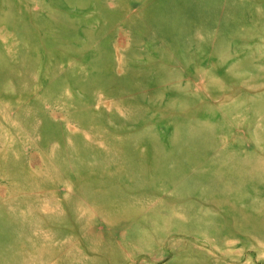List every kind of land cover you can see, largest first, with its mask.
<instances>
[{
    "label": "rangeland",
    "instance_id": "obj_1",
    "mask_svg": "<svg viewBox=\"0 0 264 264\" xmlns=\"http://www.w3.org/2000/svg\"><path fill=\"white\" fill-rule=\"evenodd\" d=\"M0 264H264V0H0Z\"/></svg>",
    "mask_w": 264,
    "mask_h": 264
},
{
    "label": "bare ground",
    "instance_id": "obj_2",
    "mask_svg": "<svg viewBox=\"0 0 264 264\" xmlns=\"http://www.w3.org/2000/svg\"><path fill=\"white\" fill-rule=\"evenodd\" d=\"M242 214V213H241ZM243 216L245 215V214H242ZM221 232V231H220ZM229 233V232H228ZM219 234V233H218Z\"/></svg>",
    "mask_w": 264,
    "mask_h": 264
}]
</instances>
